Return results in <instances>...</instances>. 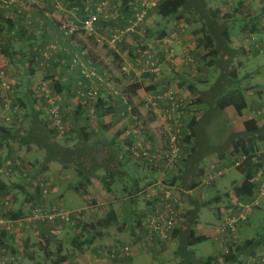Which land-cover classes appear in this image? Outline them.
<instances>
[{
  "label": "rangeland",
  "instance_id": "obj_1",
  "mask_svg": "<svg viewBox=\"0 0 264 264\" xmlns=\"http://www.w3.org/2000/svg\"><path fill=\"white\" fill-rule=\"evenodd\" d=\"M207 2L209 7L220 8L224 13H232L234 8L238 6V3L242 2L243 6H238V8L243 9L244 11H242L244 13H251V15L255 17L260 15L262 16V20H264L263 15L260 13L261 9H264L261 7L262 2L260 0H233L231 4L228 2L224 3L223 0H207ZM113 6L111 5V9L108 11L110 12V10H113L114 16L115 7L112 9ZM154 11L153 8V10L148 12V16L142 28H139L135 33H128L124 40L115 46L99 45L95 41L96 37L94 35L90 37L85 33L86 40L89 46H91L87 48V52H90L93 56L104 58L100 64L101 66L95 61L94 63L101 71H105L110 75L112 82L119 92V95L115 96L111 94L109 90L103 89L102 96H111L113 103L118 106L120 105V99L123 103V100H126L128 103L130 102L128 98L129 93H127L129 86L138 83L141 85V90H139L138 95H136L137 99L135 104H129L130 108L136 111L134 115H131L128 110V113H124L123 116L119 118L114 114L107 116L108 120L111 119L113 121L112 126L103 130L100 127L98 128L97 118L93 115L91 109H89L81 119L80 124L87 125L93 132H96V134L98 133V137L105 136L103 140H106L107 138H113L118 132H121L123 136H125L129 124L132 123L130 121H137V127L135 129L138 133L145 138H147V135L149 136V134H151L155 137V145H159L158 142L162 143L161 120L159 118L160 112L158 108L153 105V97L163 92L165 89L168 90L178 86V89L182 90L189 98L191 112L194 113L197 119L203 121L202 127L205 129L204 132L206 133L207 139L206 146L209 145L211 148H217L221 153H224L230 139L229 123L224 112L216 111L215 113L210 101L212 96L215 95V90L218 92L222 91V85H217V80L222 78V76L220 77L222 71L215 66L207 67L206 64L208 60L205 62L202 61L201 57L204 52L196 48L197 38L191 33L194 27L185 28L183 23H177L174 20L166 22L157 16ZM0 12L3 19H7V16H9L8 14L14 15L19 13V0H14V2L6 8H3L0 4ZM117 12L124 18L123 20H128L120 10H117ZM106 14L111 16L108 12ZM119 18L120 16L117 19L109 17L108 20L116 22ZM102 20L104 19H101V21ZM119 23L120 22L117 21L116 28H109V36L117 30L125 29L127 24L122 26V24ZM180 24L182 25L180 26ZM2 26L4 29L0 34V48L15 42V39H17L18 47L16 51L19 52L20 47V50L23 53L25 52V57L22 62L18 59L9 60L7 66H0V70H3L6 82L10 86L9 91L0 88V126H8L6 128H11L12 132L20 131L24 134L28 127L32 125L31 109L19 104V98L28 96V94L25 93V85L23 84L28 81L29 77L27 75L29 72L26 70L29 67L26 65V63H28V61H26L28 47L23 46L21 44L22 42L19 41V25L14 28L16 29V31H14L12 25L2 20ZM162 31H164L167 36L162 39V43H159L158 40ZM99 37L108 38L100 35ZM249 37V34H243L242 30L239 28L232 32L233 47H243L247 50V53L236 54L232 51L222 53L223 61L220 64V68L226 69L225 74H228V71H236L238 76L237 86L245 91L247 96L257 100V106L252 109V113H250L252 114L251 116L259 120L261 124H264V57L262 55H255L252 51L247 49L249 48ZM163 41L168 42L164 45ZM159 44L162 47L160 49L156 47ZM174 46L176 47L174 48ZM48 48L49 45L44 46L43 49L47 50ZM171 49L174 57L169 56ZM129 50L131 51L130 53ZM13 51L14 49L9 47L6 54L11 55ZM145 55H150L151 58H147ZM178 57L181 62L183 61V63L180 62L183 67L178 68L179 65L174 62ZM187 57L191 58L192 61L187 63ZM42 58H34L33 60L34 72L37 73L39 77L38 79H34L33 85H31L33 94L29 96L31 100L34 99L36 101L32 106L34 110L42 111L40 119L46 121L45 109L47 106H44L43 103L44 96L34 92L37 90L36 88L43 83L47 84L55 101L57 100L61 104L62 114H64V111L66 112V107L64 105L66 100H69L71 93H75V87L79 81V74L76 67L71 68L70 66L69 69V61H62L59 57L55 59L54 56L49 60H45L43 55ZM36 60L39 61L36 62ZM146 61L148 62L146 63ZM154 61L161 64L160 74L158 75L151 73V63ZM175 75H178V77H175ZM65 78L68 79L70 83L68 87L63 89L62 85L59 89H56L55 85L60 83L59 80ZM222 80L221 83L227 84V78ZM160 81L165 83L163 89H161L163 91L152 90L154 92L151 91L150 93L146 91V89L154 86V84ZM65 91L68 95L65 94ZM199 91L205 92L200 102L198 101L201 95H199ZM14 92L17 94H14ZM251 92L254 96L251 95ZM226 93L227 92H225L224 95ZM247 96L245 95L246 98ZM218 97H216L215 100L218 99ZM15 101H17L18 105L14 103ZM248 113L249 111H245L243 115H247ZM235 118L238 122L236 126L241 127L243 119L241 116L238 117L236 113ZM119 125L121 129H118ZM133 128L134 126L132 129ZM75 136L76 133L73 132L68 139L70 138L72 141H75ZM59 140L62 141L61 138H59ZM13 144L14 151L16 152L15 154L17 155L16 157H7L8 150L4 146L0 149V156L3 160L5 159V162H11V160H13L19 164V166L7 176H2L0 178V185L4 183L9 187V194L5 198H0V217L3 215L5 221H9L10 225L8 226H10V228H4H7L6 230L9 236L12 235L14 237L13 243L11 242L9 244V247L14 250L0 249V264H51L58 256V253H56L58 242H61V250L64 254L69 252H80L73 249L71 238L73 235L78 234L81 236V240H84L86 238L84 232L79 231L80 228L75 230L71 229L69 226L66 227L69 228L68 233L70 235H66L70 236V239H65L66 242L63 240L60 241L61 237L64 235L61 234L60 238L58 235L49 245L48 250L54 252L51 260L50 258H46L47 256L44 251L40 250V245L38 244L39 236L36 234L38 230L36 231V229L31 226L33 224L32 218L34 215L32 211L34 205L31 201L28 203L25 202V199H27L31 193H34L37 185L40 186L45 184L50 185L51 188L49 187L50 190L48 189V193L44 197V205L61 206L71 214L78 213L80 216L82 215V220L85 217L89 222L90 220L95 222L97 219H102L107 216L112 217L111 212H115L117 221L112 224L110 230L107 231L101 239H98L99 241L96 240V247L99 248L102 254H107V256H109L111 249L119 251L122 247L128 246L132 255L130 257L116 258L117 264H204L205 260L210 256H218V264H223L222 256L229 253L230 245H244L247 240H262V243L259 244L262 245L255 251L254 256L264 257L263 210L256 209L249 217L250 212L247 216V221L237 226L235 237L231 241H221L216 235V230L222 221H220V216L219 219H217V209L222 210L224 206L226 209V207H228L227 203H230V205L233 204L234 206V202L238 200L237 198L235 199L236 195L234 189L231 188L233 185L235 186L236 183L239 184L244 178L236 167V164L241 161V157L229 158L228 161L230 166L229 168L226 166L227 170H225V166H219L218 168L215 166L217 163L216 158L211 160L215 169L210 167L212 165L209 161L208 163H203L202 166L199 167V174H196L197 179H199L202 184L193 192V196L185 194V192L188 191L187 187L191 184L192 179H188L187 181L184 180V185L176 187V194L179 196L183 205L182 215L178 220L180 221L181 219L182 221L179 235L176 238H172L171 236L169 240H162V242L159 240L153 241V243L149 242V246H146V241H143L139 234L136 223L138 218L141 217L143 219L145 216L144 210H146L149 202L148 194L152 189H149L147 186L144 188L143 192H137L133 195L128 193L131 181L134 178L143 177L144 173L142 171L127 169L124 175L125 180L123 179L124 181L120 182L117 187L112 189L114 192L107 193L102 187V184L94 180L93 184L88 185V192L83 194L81 191L76 192L74 188H71L74 187L76 181H78L76 170H74L73 167L64 168L58 164H52L47 171H42L41 167L45 157L44 150L38 149L34 145L26 147L16 143ZM190 144L196 145L193 142H190ZM186 146L187 145H184L183 148ZM259 146L262 152L264 150V145L260 143ZM217 160V164H219V161H222V159ZM210 170H212V172H209ZM219 171L222 173H219ZM30 174H36L34 180L29 177ZM205 182H210V184L207 185ZM157 186L159 185H156L154 188H157ZM200 195H202L204 202ZM217 196L220 197L218 201L215 200ZM194 202L203 204V206L199 205V209H197L196 203ZM260 203H264V199H261ZM5 206H8L9 209ZM17 209H22L24 211L26 215L25 218H27L26 220H24L25 218L16 222H13L12 219L9 220V214ZM196 210H198L197 213L200 212V215L198 216V225L195 231H197L198 228L200 232L211 230L209 232L210 237L205 241L187 247L190 222L186 219V214L188 211L194 212ZM223 216L224 214L222 213L221 217ZM29 219L32 220L29 221ZM48 222L51 221H47V223ZM64 225L66 224L64 223ZM64 225L62 224V227ZM60 226L61 225H58V227ZM57 228H54V230L59 229ZM25 241H27L26 244ZM24 244L28 245L31 250L30 253L28 250H21V247L25 246ZM33 252L37 254L34 260H31L29 254ZM220 252L223 254L221 255ZM240 258L243 261L246 257L241 256ZM215 261L216 260H213L212 264H215ZM71 264L80 263L74 261ZM84 264L86 263L84 262Z\"/></svg>",
  "mask_w": 264,
  "mask_h": 264
},
{
  "label": "trees",
  "instance_id": "obj_2",
  "mask_svg": "<svg viewBox=\"0 0 264 264\" xmlns=\"http://www.w3.org/2000/svg\"><path fill=\"white\" fill-rule=\"evenodd\" d=\"M88 0H78L80 4L83 5ZM122 6H121V13H125L124 17L126 19H130L134 14L132 13V7L130 6V3L132 0H121ZM224 3L228 2L231 4L233 0L227 1L223 0ZM1 6L3 5L2 2H0ZM239 7L243 6L242 2L238 3ZM234 8V11L231 12H222L220 8H212L209 7L207 0H161L158 5L154 8V12L157 16L162 18V20L166 22L170 21H176L177 23H183L185 28H192L194 27V30H192V35L197 38L196 40V48L201 49L204 54L202 55L201 59L202 61L208 60V63L206 64L207 67H218L221 72L220 77L222 78L218 79L217 85H222V91L218 92L215 90V95L212 96L211 104L213 105V109L216 113L222 111L223 109L227 108L228 106L234 107L235 111L238 115H242L243 112L247 109L248 105L245 99V91L241 90L238 85V76L235 70L228 71V74L226 73L225 68H220V64L223 61L222 53L232 51L236 54H243L247 53V50L243 47L241 48H234L233 47V40H232V32L236 29H241L243 34H249L251 35H257L264 31V20H262V16L255 17L254 15H251V13H244L243 9ZM3 7V6H2ZM5 8V7H3ZM243 10V11H242ZM2 20L3 22H7L11 24V21L8 19H3L1 12H0V34L3 31L2 26ZM128 21V20H127ZM126 21V24H127ZM262 21V22H261ZM63 35L70 41L73 40V38L76 36H72L71 38L67 37L63 31ZM166 33L162 31L160 33V39L166 37ZM58 44L51 43L49 45V48L51 46L56 47V52L53 53L52 56L55 57V59L58 57L59 53L61 52L60 49L58 50L57 46ZM21 51V50H20ZM33 52V48H29L28 52ZM46 49H37L35 50V56H31L30 53L28 54L31 58H42L41 52H45ZM22 52V51H21ZM26 52V54L28 53ZM130 52V51H129ZM25 53V52H24ZM24 53L19 56V52L13 51L11 55H8L9 60H15L18 59L20 62L24 61ZM74 53L79 52H72L71 59ZM19 57V58H18ZM39 59V60H40ZM43 59V58H42ZM39 60H36L39 61ZM49 60V59H45ZM29 64V65H28ZM28 70H33L34 68V61L28 60V63H26ZM71 66V63L69 61L68 67ZM224 76V77H223ZM228 79L227 84L221 83L222 79ZM26 86V85H25ZM24 86V87H25ZM61 87V84L58 83L55 85L56 89H59ZM29 94H33V91L31 88H27ZM232 88V89H231ZM37 89V88H36ZM107 89L106 87L100 88V96L97 100V102L91 104V106H88V103H85L83 101L78 100L77 102L80 104H75L71 100H66L65 107L66 112L64 111V114H62V132L59 130L58 127L52 125V122L48 120L46 117V121H43L40 119V116L42 115V111L34 110L32 107L31 113V123L32 125L29 126V128L26 130L24 134H22L20 131L18 132H12L11 128H6L3 126H0V135L5 137L6 139L13 138L14 142L16 144H20L22 146L29 147L31 145L36 146L38 149H42L45 152L44 157V163L42 164L41 170L47 171L52 164H58L64 168L67 167H73L74 170H76V175L78 177V181H76V185H74V190L77 192H82L83 194L87 193V187L88 185L93 184V180L99 181L100 184H102V187L105 189L107 193L114 192L112 189L114 187H117V185L125 180V173L127 169H133L137 170L134 167V164L130 167H127L129 158L136 162L141 163L145 165L150 171H155L156 169L148 165L145 161L139 159L136 157L133 152L132 148L135 146L138 141H134L133 136H126L125 139L119 141L120 135H122L121 132H118V134L114 135L113 142H110L107 145V148H103L101 146V143L96 140L98 139V135L96 132H93L87 125H81L80 121L85 115V111H88L91 109L93 115L97 118V124L98 128H102L103 130H106L107 128L111 127L112 125H105V117L111 116V115H119L123 116L124 113H128V104L126 105L122 102L120 99V105L115 107V104L112 101L111 96H102V90ZM108 90V89H107ZM141 90V85L138 83H134L131 86L128 87L127 93L129 94H136ZM227 90V91H226ZM146 91L151 92L150 88L146 89ZM163 91V90H160ZM167 91L166 89L163 91ZM34 92H38L35 90ZM159 92V91H158ZM200 92V91H199ZM227 92L225 95L224 93ZM245 92V93H244ZM205 92L199 93V99L200 102L204 96ZM14 94H17L14 92ZM75 94V93H74ZM222 95V96H221ZM35 96V95H34ZM76 96V94H75ZM221 97L217 100H215L216 97ZM68 98V97H67ZM20 100V98H19ZM27 100H30L29 98ZM17 104V101L14 102ZM34 103L36 101L34 100ZM44 106H48L46 103V100L44 98ZM20 104V103H19ZM18 105V104H17ZM21 105V104H20ZM25 105V104H24ZM84 106V107H83ZM60 107L61 104H60ZM85 109V111H84ZM62 110V108H61ZM136 113L135 110L130 111L131 115H134ZM46 116V114H45ZM120 116V117H121ZM81 118V119H80ZM137 122V121H136ZM199 121L196 117H193L186 125L187 129L189 130V134L185 135L184 138V144L190 146L193 148L192 152L187 153L186 147L183 149V154H185V158L183 161H181V169H180V175L181 177H189L192 179H196L193 181V183L187 187L188 190H194L198 188L201 185L200 180L196 177V170L199 167L200 163L203 160L204 155H198L197 154V145H190V142L192 139L195 138L197 140V133L196 128H198ZM244 130L241 133H235L231 136L229 139L228 145L231 147V157H241V162L237 166L238 171L243 175L242 183L240 184V187L234 189V193L237 197H251L250 202L255 197V191H256V182H254L255 178L257 177L258 172L263 166V154L261 152V148L259 146L260 143L264 145V127L261 128L258 126V121L256 118H250L246 119L243 123ZM73 132L76 133L75 141H72L68 137L70 134L72 135ZM59 138L62 139V141L59 140ZM196 142V141H195ZM140 143L145 146L153 147L152 145L144 144L140 141ZM12 156L9 157H16L15 151H12ZM121 155V157L119 156ZM128 158V159H127ZM0 159L2 162H5L1 156ZM19 166L18 162H15L11 160L9 168V173L12 172L14 169H16ZM121 169L125 171L122 176H119L121 173ZM103 171V173H98V171ZM157 171V170H156ZM167 172V171H166ZM195 176V177H194ZM29 177L34 180L36 177V174H30ZM180 177V176H179ZM124 179V180H123ZM117 182V183H116ZM135 181L131 182L129 185V194L133 195L135 193H139L142 189L138 188L135 189L136 183ZM46 183V181H45ZM116 183V184H114ZM210 184V183H209ZM50 185H37L34 193L25 199V202L31 201V203L34 205V208L41 207L44 204V197L45 194H43L44 190L48 189L50 190ZM172 188L171 186H167V188ZM9 187L2 183L0 185V198H5L9 192ZM24 189V188H23ZM25 190V189H24ZM72 190V189H71ZM26 191V190H25ZM125 191V190H124ZM127 191V190H126ZM28 192V191H27ZM220 197H216L215 200L218 201ZM195 205L197 206V209H199L200 204L198 202ZM227 206H230V203H227ZM260 209V202L258 203V206H255L252 208L253 210ZM34 210V209H33ZM264 211V208H263ZM198 210L194 212L188 211L186 214V219L189 220V233H188V244H186L187 247L193 246L197 243H200L202 241H205L207 238L205 236H196L195 229L198 225ZM217 214L222 215V212H220V209H217ZM112 217L107 216L102 219H97L95 222H84L82 219H77L76 225L69 226L71 229H79V231L87 232V237L84 240H81V236L78 234H75L71 238V245L73 249L75 250H82L84 247H90L94 244V242L98 239H101L104 234L110 230L112 224L117 221V217L114 211L111 212ZM147 215V213H146ZM146 215L144 218H146ZM8 216V212H7ZM25 213L22 209H17L14 212L9 214V220L12 219L13 222L23 220L25 218ZM189 216V217H188ZM2 218L3 215H2ZM141 217L137 220V228L140 230L139 234L141 235L143 241H146L145 245L149 246V242L153 243V241L157 240H150L147 239L145 230L142 229V222L144 220ZM5 219V218H4ZM25 218L24 220H26ZM38 220L39 222L46 223V220L41 219H33L32 221ZM179 220V219H178ZM30 221V219H29ZM3 227H0V249H9L13 251V248L9 247V244L14 241V237L12 235H8L7 228L5 229ZM42 229V227L40 228ZM39 229V238L41 240L38 241V244L40 245V250L45 252L46 258L51 260V257L53 256L52 251L48 250L49 245L53 242V239L55 238L54 235L45 233L44 230L41 231ZM180 230L175 228L172 238H176L179 235ZM60 233V230H59ZM138 235V234H137ZM162 242V240H159ZM13 243V242H12ZM27 241H25V244ZM262 243V240H248L245 242L244 245H230L229 253L224 254L222 256L223 258V264H243L241 256L248 257L250 255H255V251L257 250L259 244ZM24 244V245H25ZM23 251L28 250L30 253V248L28 245H25L24 247H21ZM62 249L61 242H58V246L56 249V253H58V256L56 257V260L52 261L51 264H67L69 262H72L75 258L74 253L69 252L64 254ZM27 251V252H28ZM37 253L33 252L29 254L30 259L34 260V257ZM213 260L215 261V264H218L219 257L218 256H210L208 257L204 264H212Z\"/></svg>",
  "mask_w": 264,
  "mask_h": 264
},
{
  "label": "built area",
  "instance_id": "obj_3",
  "mask_svg": "<svg viewBox=\"0 0 264 264\" xmlns=\"http://www.w3.org/2000/svg\"><path fill=\"white\" fill-rule=\"evenodd\" d=\"M161 0H132L130 6L133 10V16L128 19L127 25L124 30H117L113 32L108 38L97 36L96 25L101 19L108 20L109 17L117 19L120 15L118 12L114 16H108L106 14L107 9L114 4L116 8L122 6L121 0H88L84 3V19L81 21L80 26L67 25L63 28L65 35L69 38L82 31L88 34L90 37L95 36V41L99 45L115 46L121 43L128 33H135L139 28L144 26L145 20L148 16L150 9L155 8ZM230 1V0H227ZM3 3V7H7L12 4L14 0H0ZM255 48L264 53L263 46L260 41H256L253 35L250 36ZM168 41H163L167 43ZM56 52V47L51 46L45 52L42 53L45 59H50L53 53ZM88 55L85 51L74 53L70 60L71 68L76 67L79 72V81L76 84V100L88 103V106L97 102L100 96V88L106 87L111 94L117 96L119 92L115 84L112 82L110 75L101 71L92 61L83 60V56ZM146 56V55H145ZM170 57H174L172 49L170 50ZM151 58L150 55L146 56ZM187 63L191 58L187 57ZM148 61H146L147 63ZM151 73L160 74L161 64L157 61L151 63ZM0 88L6 91L10 90L9 84L6 82V77L3 70H0ZM37 94L44 96L46 103L48 104L45 109L46 117L52 122L53 127L56 126L62 132V110L60 103L51 95V91L48 89L47 84L43 83L37 87ZM123 99V98H122ZM124 104H128L126 100H123ZM153 105L158 108L160 112L161 120V140L159 145L154 147L145 146L138 142L132 148L133 154L139 159L145 161L148 165L155 168L157 171L166 172L170 169L178 171L181 169V161L185 158L183 154V146L185 135L190 132L187 129V123L195 117L191 112V105L189 98L178 89V86L168 89L165 92H160L153 97ZM131 111V108L128 107ZM264 159V150L262 151ZM11 162H1L0 159V178L9 174V168ZM254 182H256L255 197L251 202H241L237 196L234 202V206L237 208L236 214L230 215L229 212H223L224 217L218 227L217 236L221 241H231L235 237L237 226L240 223H244L247 220L248 214L252 211V208L258 206L261 199H264V160L263 166L257 174ZM207 185L210 182H205ZM152 189V188H151ZM48 191L44 190L43 194H47ZM149 202L153 204L150 212L147 213L146 218L142 222V229L145 230L147 239L150 240H169L172 236L178 219L182 215V203L179 196L175 193L174 188L165 187L162 191L153 188L148 194ZM7 205V204H6ZM7 209L8 206H5ZM34 217L32 219H41L46 221L60 220L66 225H76L77 219H82L80 214H71L67 212L63 207L57 205H44L34 208L32 211ZM30 219V220H32ZM9 221L6 222L4 218L0 217V226L10 228ZM140 231V230H139ZM59 230H53L52 234H58ZM109 257L116 259L118 257H130L132 252L128 246L122 247L119 251L115 249L110 250ZM243 264H264V257L248 256L243 261Z\"/></svg>",
  "mask_w": 264,
  "mask_h": 264
},
{
  "label": "crops",
  "instance_id": "obj_4",
  "mask_svg": "<svg viewBox=\"0 0 264 264\" xmlns=\"http://www.w3.org/2000/svg\"><path fill=\"white\" fill-rule=\"evenodd\" d=\"M260 1L262 2L261 7L264 8V0H260ZM113 5L114 4H112V6ZM114 7H115V13L117 12V10H121V7L116 8L115 5L112 7V9ZM109 9H111V7H109L107 9L106 13L108 12L111 16H113V13H114L113 10H110V12H109L108 11ZM83 10H84L83 5L80 4L78 2V0H19V13H16L14 15L8 14L9 16H7V19L11 21L10 25L13 26L12 28L14 31H16V29H14V28H16L19 25V30H18L19 31V41L22 42L21 44L23 46H27L28 50L30 47H31V49L33 48V52L29 51L26 54V61H28L29 59H30V61L34 60V58H31L28 56L29 53L31 56H35L36 55L35 50L43 49L44 46H48L51 43H55V44H58L57 46L61 51L59 53L58 57L60 59H62V61H65V62L70 61L72 52L85 51L88 55L83 56V60H90L93 63L95 61L98 63L99 66H101L100 64L102 63L104 58H101L99 56H93L90 52H89L90 53V55H89V53L87 52V48H89L91 46H89L88 41L86 40V35L84 32H82V31L77 32L76 36L73 38L72 41L68 40L63 35V27L64 26H67V25H78V26H80L81 21L84 19V11ZM151 10H153V8L150 9L149 11H151ZM131 11L133 13V10H131ZM260 13L264 17V9H261ZM18 19H19V23H18ZM123 19L124 18L120 15V18L118 20H116V22H113L111 20L99 21V23L96 26V33L95 34H97L98 36L100 35V36L108 37L110 34V33H108L109 28L110 27L116 28L117 21L120 22L122 24V26L126 24V20H123ZM181 25L182 24H180V26ZM253 38L256 41H260V43L264 49V41H263L264 40V33L262 32L260 34L253 35ZM162 39L159 38L158 42L162 43ZM248 42H249V46H248L249 48H247V49L252 51L255 55H262L264 57V53H261L260 51H258L255 48V45L253 44L250 37H249ZM9 47L13 48L14 51H16V49L18 47L17 39H15V42H12L11 44H8L7 46H3L0 48V66L1 67L7 66V64L9 63V59L6 55V51L9 49ZM156 47H158V49L162 48L160 44L157 45ZM175 47L176 46H174V48ZM97 52L100 54V52L98 50H97ZM22 53L23 52L20 51V47H19V56H21ZM174 62L177 65H179L178 68L183 67L180 64L181 60L179 57L176 58ZM181 63H183V61ZM69 69H70V67H69ZM34 71H35V69L28 70V72H29V73H27V75L29 76L28 81L26 83H23L24 85H26L25 87H27V88H31V85H33L34 79L35 78L38 79V77H39L37 75V73H35ZM77 71H78V69H77ZM179 72H181V71H179ZM78 74H79V72H78ZM175 77H178V75H175ZM59 81L61 83V86L63 85V87H62L63 89H66L68 87V85L70 84L68 79H66V78L63 80H59ZM164 84L165 83L163 81L157 82L156 84H154V86L150 87V90L151 91L152 90H154V91L161 90V89H163ZM24 89H25V93L28 94V96H22V98H20V100H19V103L22 106H25L26 108L32 110L34 99L31 100V98L29 96L30 94H29L28 89H26V88H24ZM75 89H76V87H75ZM66 91H65V94L68 95V93ZM154 91H152V92H154ZM138 93L139 92H136V94H128L130 104H132V103L135 104L136 99H137L136 95H138ZM148 93H150V92H148ZM244 95L247 96L246 93ZM251 95L254 96V94L252 92H251ZM28 98L30 100H27ZM219 98L220 97H218V99ZM245 99H246V102L248 105V107L245 111H249V113L247 115H243V114L241 115V118L243 119L241 127L236 126L238 122L235 118V113L237 114V112L235 111L234 107L228 106L227 108L220 111L222 113L224 112V114L227 116V120L229 123L230 138L235 133L243 132V130H244L243 123L246 119L254 118L253 116H251L252 114H250V113H252V109H254L257 106V100L255 98H252V97L250 98L249 96H247V98L245 97ZM69 100H71L75 104H80L77 102L78 100H76V96H75L74 92L71 93ZM217 100H216V102H217ZM115 107L117 108L116 105H115ZM84 111H85V109H84ZM231 111H233V112H231ZM85 112H87V111H85ZM120 116L121 115H119V117ZM238 117H240V115H238ZM197 120L199 121L198 128H196L197 140H195V138H194V139H192L191 142L195 143L198 146L197 154L199 156L205 154L202 162L199 165V167H201L203 163L205 164V163H208V161H209V163L212 165V166H210L212 169H215V166H217V168L219 166H223V167L225 166V170H227L226 166L228 168L230 166L228 159L231 158V155H230L231 147H229V145H228V147L224 151V153H221L217 148H214V147L211 148L209 145L206 146L207 145V139H206V133L204 132L205 129L202 127L203 121L199 120V119H197ZM257 121H258V126L263 128L264 124H261V122L259 120H257ZM112 122L113 121L111 119L108 120L107 117H105V125H107V126L112 125ZM130 122H132V123L129 124L128 131L125 134V136L126 135L128 137L133 136L134 141H138V142L141 141L144 145H146V144H149L152 146L155 145V143H156L155 137H153L151 134H149V136L147 135V138L143 137L135 129L137 127L136 121H130ZM133 126H134V128L132 129ZM230 126L232 129L230 128ZM4 127H8V126H4ZM118 129H121L120 125L118 126ZM97 135H98V133H97ZM125 136H123V134L120 135L119 141L122 142V140L125 139L124 138ZM103 137H105V136H101V137L99 136V138L96 140L98 141V143L100 141L101 146H103V148H105V147L107 148V145L110 142H113V139L107 138L106 140H103ZM13 143H15L13 138L6 139L4 136L2 137L0 135V149L2 148V146L7 148V150H8L7 155H6L7 157L12 156L11 155L13 153L12 151H14V148H13L14 144ZM158 143H160V142H158ZM185 149H186L187 153L192 152V150H193V148H191L188 145L186 146ZM119 156L121 157V155H119ZM128 158H129V160H127L128 161L127 167H130L134 164L133 168L137 169L136 171H142L144 173L142 178H134L131 181V182L135 181L134 182V183H136L135 189H138V188L142 189L140 192H143L144 188L147 186L149 187V189H151V188L153 189L156 185H159V186H157V190L160 189L159 191H162L165 187L170 185L172 188H174L175 193H177L176 187H180V185H184L183 184L184 180L187 181L188 179H192V178L184 177V176L181 177L182 174L180 175V173H182V172H180V170L175 171V170L170 169L167 172L156 171V170L150 171L145 165H143L141 163L134 162L131 159V157H128ZM214 158H216L217 163H218L217 159H222V161H219V164L216 163V165L214 166L213 162H211V160H213ZM240 162L236 164V167L240 164ZM199 167L196 170V174H199V172H198L200 170ZM221 171H219V173H222ZM124 172L125 171H123L121 169V173L119 176H122V174ZM209 172H212V170H210ZM99 173H103V171L100 170V171H98L97 174H99ZM195 180L196 179H192L191 184ZM92 182L94 183V180ZM116 183H114V184H116ZM241 183H242V181L239 184L236 183V185L235 186L233 185V187L231 189H235V188L240 187ZM97 184H98V182H97ZM197 189L198 188H196L194 190H188L185 192V194L193 196V192ZM200 196L202 197V195H200ZM239 200L241 202L248 203V202H250L251 197H249V198L240 197ZM202 201H203V197H202ZM152 206H153V204L151 202H148L147 208H146V210H144L145 215H146V213L151 211ZM263 208H264V203H262V204L260 203V209L259 210H263ZM226 209L224 206V208L222 210L220 209V212H222V211L223 212H229L230 215L236 214V212H237V208L235 206H233V204L226 207ZM254 212H255V210L251 211V213L249 214V217ZM199 215H200V212L198 213V216ZM219 216L221 218L220 219V221H221L223 219L221 217L222 215L217 214V219H219ZM83 221L89 223V220L85 217H84ZM90 222H92V221L90 220ZM181 222L182 221L180 219V221H177V224H176V227L179 230L181 229ZM32 223L33 224L31 226L34 227L36 229V231L38 230L36 233L37 235H39V229L41 227H42V229H40L41 231L44 230L45 233L47 232L49 234H52L54 228H57L58 225H61L60 227H58L59 229L57 228L58 230H60L61 233H58L56 235L53 234V235L55 237H58V235H59V238H60V235L64 234L60 239V241L63 240L64 242H66L65 239L71 238L70 236L66 235V234H69L68 233L69 228L66 227L67 225H64V223L61 222L60 220H55L54 222H48V223L46 222L43 224L41 222H39L38 220H35ZM62 224L64 225L63 227L66 229V231L62 227ZM210 231L211 230H207L205 232H203V231L200 232L199 228H198L197 231H195V233L197 236L199 235V236H205L206 238H209L210 237V235H209ZM84 235H85V237H87V232H84ZM39 240H41V239L39 238ZM96 242L97 241H95L94 244L90 247H84L82 250H78V251H80L78 253L72 252V253H74V256H75V258L73 259L72 262L75 261L76 263H80V264H84V262L86 264H117V260L111 259L109 256H107V254H105L107 257L104 254H102V252L99 250V248L96 247ZM261 245H259L258 248ZM221 247H222V245H221ZM220 254L222 255L223 253L220 252ZM72 262H69L67 264H71Z\"/></svg>",
  "mask_w": 264,
  "mask_h": 264
},
{
  "label": "clouds",
  "instance_id": "obj_5",
  "mask_svg": "<svg viewBox=\"0 0 264 264\" xmlns=\"http://www.w3.org/2000/svg\"><path fill=\"white\" fill-rule=\"evenodd\" d=\"M128 107H130L129 104H128Z\"/></svg>",
  "mask_w": 264,
  "mask_h": 264
}]
</instances>
